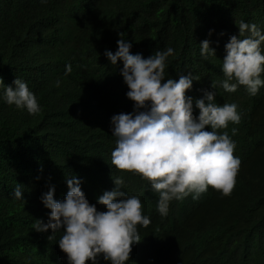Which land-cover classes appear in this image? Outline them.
<instances>
[{"label": "trees", "instance_id": "trees-1", "mask_svg": "<svg viewBox=\"0 0 264 264\" xmlns=\"http://www.w3.org/2000/svg\"><path fill=\"white\" fill-rule=\"evenodd\" d=\"M240 21L264 29V0H0V78L5 86L26 81L42 107L30 115L8 105L0 87V264H68L62 232H37L34 223L48 220L42 194L54 186L63 199L71 175L99 211L106 209L98 197L118 176L140 196L151 223L138 226L141 241L127 264H264V87L252 96L244 86L229 93L220 85L224 46ZM121 32L144 58L172 47L165 80L191 72L186 96L199 99L214 84L217 103L238 105L241 122L218 130L228 131L242 161L230 195L209 186L199 200L171 201L162 217L150 182L112 165L111 117L134 107L122 61L112 65L104 55L115 53ZM205 39L215 49L206 60ZM17 183L24 201L12 194ZM99 264L110 262L101 256Z\"/></svg>", "mask_w": 264, "mask_h": 264}, {"label": "clouds", "instance_id": "clouds-1", "mask_svg": "<svg viewBox=\"0 0 264 264\" xmlns=\"http://www.w3.org/2000/svg\"><path fill=\"white\" fill-rule=\"evenodd\" d=\"M238 29L239 34L232 35L224 46L222 72L226 78L220 85L229 93L244 86L255 96L264 87V29L244 21H240ZM118 35L115 53L106 50L104 55L112 65L122 61L121 75L129 89L126 96L134 107L130 113L111 117L112 135L117 137L111 153L112 165L150 182L151 189L159 194L157 210L162 217L168 215L171 201L189 195L199 200L209 186L222 195H230L242 161L234 155L236 143L228 131L218 130L241 122L238 105L217 103L214 84L212 90H203L199 99L186 96L196 80L191 72L179 75L178 80H165L168 58L175 54L172 47L144 58L141 53L130 51L132 42L124 38V33ZM210 43L209 39L200 43V54L205 60L209 55L215 56ZM71 72L72 65H66L65 74ZM60 84L57 80L56 86ZM13 85L5 86L0 78L2 98L8 105L30 115L42 111L26 81L17 77ZM194 103L198 116L193 114ZM231 132L235 135L237 129L232 128ZM113 180L115 187L97 199L105 211L89 202L82 191V180L75 175L66 178L68 191L63 199L54 198V186L42 194L41 201L50 212L46 223L35 220L34 230L62 232L58 246L66 254L68 264H99L101 256L110 264H127L132 246L141 241L138 226L151 223L140 196L124 190L123 176ZM23 187L17 183L13 190L16 200L24 201Z\"/></svg>", "mask_w": 264, "mask_h": 264}]
</instances>
